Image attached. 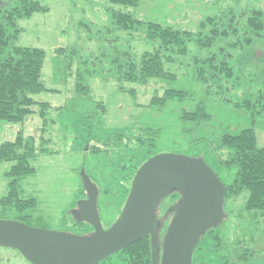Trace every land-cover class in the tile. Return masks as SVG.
Segmentation results:
<instances>
[{
	"label": "rangeland",
	"instance_id": "rangeland-1",
	"mask_svg": "<svg viewBox=\"0 0 264 264\" xmlns=\"http://www.w3.org/2000/svg\"><path fill=\"white\" fill-rule=\"evenodd\" d=\"M37 1L47 10L18 20L21 31L15 45L44 51L41 80L46 90L32 98L46 104L33 106V112L22 121L0 122V145L14 141L19 135L33 140L34 157L29 160V166L34 172L15 183L18 197L33 199L35 203L33 208L25 203L22 207L29 210L19 212L0 206L1 220L21 221L30 217L26 224L32 227L91 231L86 223H74L71 214L86 199L82 187L85 177L97 189V213L106 229L118 217L135 172L148 158L158 154L202 157L220 182L230 184L235 168L220 167L210 153V145L218 141V136L253 128L257 144L264 147V122L252 123L246 113L208 97L204 88L193 81L190 69L170 66L176 79L169 82L157 81L155 85L150 82L147 86L127 84L134 88V94L120 92L107 78V81L97 78L85 81L88 92L79 91L75 86L76 74L84 69L81 61L88 54L87 45L75 33L80 31L86 37L80 27L83 22L107 26L110 19L106 8L112 5L107 0ZM239 3L241 7L253 6L264 11V0H239ZM228 6L231 0H141L135 7L113 5L136 19L193 32L205 17ZM88 46L94 47L92 43ZM59 48L64 51L58 52ZM260 48L250 59L257 70L264 68V47ZM259 58L263 62L257 61ZM163 88L184 90L187 96L153 102L154 96L162 97ZM199 103L208 119L196 123L182 118L183 111H193ZM146 129L156 134L149 138ZM13 164L0 163V198L9 191L13 178L8 172ZM240 204L233 203L234 209ZM163 215H159L162 222ZM240 219L231 218V232L241 224ZM163 224L159 242L167 226L166 222ZM210 238L199 240L192 264H224L220 254L212 251ZM260 250H264V245ZM106 260L100 264H116L114 258ZM0 264L30 263L18 251L0 247ZM244 264H264V259L256 258Z\"/></svg>",
	"mask_w": 264,
	"mask_h": 264
},
{
	"label": "trees",
	"instance_id": "trees-1",
	"mask_svg": "<svg viewBox=\"0 0 264 264\" xmlns=\"http://www.w3.org/2000/svg\"><path fill=\"white\" fill-rule=\"evenodd\" d=\"M140 1L107 0L112 5L106 8L110 19L107 26L97 27L90 22L80 25L87 35L84 37L78 31L75 36L85 45L92 43L94 47L86 46L88 56L81 61L84 69L77 71L76 89L87 93L85 81L107 78L120 92L134 94V88L127 84L147 86L150 82L155 85L157 81H173L176 74L169 67L174 66L190 69L193 81L204 88L208 97L246 113L252 123L264 122V68L257 70L250 64L255 52L264 47L263 10L241 7L239 0H231V6L205 17L193 32L142 21L113 7H135ZM46 10L37 0H0V122L22 121L33 112V106L46 104L32 98L46 90L41 80L44 51L15 45L21 31L18 20ZM63 51V48L58 49V52ZM186 96L184 90L163 88L162 97L154 96L153 102L163 103L167 98ZM39 113L43 116L41 111ZM182 118L201 123L209 116L199 103L195 110L183 111ZM145 132L149 138L156 134L151 129ZM140 143L143 144L142 140ZM33 151V140L23 139L21 135L0 145V163H14L8 172L13 180L7 194L0 198L1 207L17 212L29 210L22 207L25 203L31 204L28 208L34 207L33 199L18 197L15 183L34 172L29 166ZM210 153L220 167H234L235 177L230 184L221 182L225 187L224 216L207 229L200 240L210 236L212 251L220 254L224 264L264 259V250H260L264 245V147L257 144L253 128H245L237 134L219 135L218 141L210 145ZM179 198L180 193L172 191L159 202L155 212L157 220L159 215H165L160 223L161 231L163 223L167 225L170 221L173 213L169 210ZM233 203L241 204L234 209ZM240 217V228L235 227L231 232V218ZM25 219L21 222L26 224L30 217ZM111 258L116 264H152L151 236H144L107 260Z\"/></svg>",
	"mask_w": 264,
	"mask_h": 264
},
{
	"label": "water",
	"instance_id": "water-1",
	"mask_svg": "<svg viewBox=\"0 0 264 264\" xmlns=\"http://www.w3.org/2000/svg\"><path fill=\"white\" fill-rule=\"evenodd\" d=\"M86 199L80 221L92 232L77 235L0 219V247L16 250L30 264H99L151 236L152 264H192L201 236L223 218L225 187L202 157L158 154L135 172L117 219L104 229L97 213V189L83 179ZM172 191L180 198L163 233L156 208Z\"/></svg>",
	"mask_w": 264,
	"mask_h": 264
},
{
	"label": "flooded vegetation",
	"instance_id": "flooded-vegetation-1",
	"mask_svg": "<svg viewBox=\"0 0 264 264\" xmlns=\"http://www.w3.org/2000/svg\"><path fill=\"white\" fill-rule=\"evenodd\" d=\"M80 204L81 203H78V206H77V209L75 208V209H73L72 211H71V214H72V219H73V221H74V223H76V224H79V223H86V222H82V221H80L79 219H80V217H81V208H80ZM172 210V208L169 210V212H172L171 211ZM173 213V212H172ZM173 215V214H172ZM119 216V215H118ZM117 219V218H116ZM158 221L161 223L162 222V219H160L159 217H158ZM21 222V221H20ZM87 224V223H86ZM88 225V224H87ZM55 230H57V231H61V232H66V233H73V234H77V235H88V234H90L93 230H91V231H89V232H85V233H79V232H74V231H72V230H69V229H65V228H57V229H55ZM100 264V263H99Z\"/></svg>",
	"mask_w": 264,
	"mask_h": 264
}]
</instances>
